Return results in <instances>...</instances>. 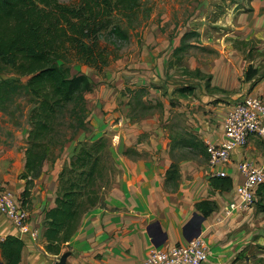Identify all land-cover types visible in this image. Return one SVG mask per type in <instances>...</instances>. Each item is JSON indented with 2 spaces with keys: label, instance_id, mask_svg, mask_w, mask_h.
<instances>
[{
  "label": "crops",
  "instance_id": "obj_1",
  "mask_svg": "<svg viewBox=\"0 0 264 264\" xmlns=\"http://www.w3.org/2000/svg\"><path fill=\"white\" fill-rule=\"evenodd\" d=\"M250 6L251 10L247 13L249 27L246 26L248 19H245L244 15L240 22L246 29L241 27L240 29L247 31L245 38L250 37L251 40L260 42L252 49L253 52H261L264 49V0H251ZM146 44H150V41L147 40ZM237 51L227 52L226 55L230 57L229 60L227 58L228 62L222 57L223 61L227 62L224 66L231 73L236 66L241 70L239 75L235 74L237 77L230 82L231 86L220 85L223 91L232 92L230 94L232 96L229 97V102L233 100L230 106L262 88V85L259 87L255 85L253 91L249 93L251 83L255 82L257 75L264 72V69L263 72L259 71L257 68L259 58L254 57V61L252 60L249 65L253 70L252 78L244 79L243 91L240 93L235 91L237 86L241 87L238 77L243 78L246 73L243 72L246 70L244 65L246 56ZM154 72H160V69L155 68L153 74ZM216 81L223 84L221 79ZM151 90L156 94V90ZM98 94L96 92L94 96L89 93L87 96V98L94 96L97 101L91 116L92 122L88 124L89 135L97 139L105 136V131L113 132L118 138L117 143L120 142L113 150L117 176L105 197V206L95 208L83 216L77 232L61 247L59 255L47 253L46 242L42 236L43 223L45 213L55 208L57 177L61 168L54 166L50 169L44 166L39 180H35L30 189L27 208L30 228L38 230L39 237L31 240L28 235H20L10 221L0 216V237L3 239L9 236L17 237L23 242L19 264H56L64 254H68L65 264H143L152 250L186 244L197 233L209 251L206 264H235L233 261H236L242 252H251L257 246H264V185L259 187L256 193L251 212L224 216L225 208L234 199L236 186L242 182L236 169L239 156H234L230 164L211 167L212 171H207L209 181L206 182V186L203 183L197 185L184 180L177 192H169L165 187L166 173L171 165L170 149L159 127L160 117L141 115L138 124L134 122V125H129L127 124L129 122H126L128 110H125L126 119H120L117 124L115 120L118 119L119 113L112 112V109L116 108L115 105L118 103L115 104L112 92L105 96L102 92L99 101ZM101 107L107 108L110 112L106 115L101 113ZM219 122L220 134L222 117ZM140 134L141 146L138 144ZM206 138L211 142L218 140L212 135ZM256 144L255 139L249 142L245 156L257 166L264 168V153L259 151ZM190 166L184 162L182 168L190 173L194 172ZM24 171V149H20L16 143L11 147H5L0 143V182L21 196L26 187V181L20 179ZM218 173H224V176ZM214 177L231 179V190L222 193L214 191L210 184V179ZM198 179L195 178L193 181ZM207 200L215 203L216 210L205 218L197 211L196 205ZM199 217H203L204 220L200 222ZM238 259H242V254ZM0 264H3V260Z\"/></svg>",
  "mask_w": 264,
  "mask_h": 264
},
{
  "label": "rangeland",
  "instance_id": "obj_2",
  "mask_svg": "<svg viewBox=\"0 0 264 264\" xmlns=\"http://www.w3.org/2000/svg\"><path fill=\"white\" fill-rule=\"evenodd\" d=\"M59 2L74 5L79 0ZM250 2L251 0H140L136 21L133 24L122 21L128 32V41L119 44L117 49L109 45L107 64L101 65L100 69L88 68L74 58H68V62L63 64L71 77L88 78L92 85L89 93H99L98 101L102 92L105 93L104 96L112 92L115 104L118 103L112 109V112L119 113L115 120L117 124L122 118H127L129 125H134V122L138 124L141 117H133L137 114L160 117L159 127L170 149L171 165H175L176 177L166 180L165 188L169 192H177L184 180L197 185L203 183L204 186L209 181L207 171H212V168L208 161L206 143L211 141H207L206 136L212 135L218 139L220 117L223 119L227 107L233 101L229 102L232 92L223 91L220 85L231 86L230 82L237 77L235 74L241 73L237 66L233 73L226 69L224 64L230 59L227 52L238 50L241 55L246 56V70H243L246 73L243 78L238 77L241 87L237 86L235 91H243L244 79L253 72L249 65L254 57L259 58L257 68L263 72L264 49L253 52L252 48L260 42L251 40L250 37L245 38L247 31L240 29L249 27L247 13L251 10ZM244 15L248 19L246 26L240 22ZM147 40L150 41L148 45ZM101 44L104 45L102 42ZM222 57L225 60L228 58L227 62ZM231 61L234 62L233 59ZM221 66L224 67L220 68ZM155 68L160 69V72L153 74ZM214 78L221 79L223 84ZM17 79L19 78L10 69H6L0 73V86ZM254 80L249 93L255 85L259 87L264 83V72ZM18 83L20 86L25 84ZM151 89L156 90V94ZM89 93L85 95L87 128L77 135L70 129H61L62 135L66 133L65 140L63 136L53 139L48 161L43 164V167L50 169L60 166L58 177L62 169L74 159L83 143L105 139L112 153L120 143H117L118 138L113 132L105 131V136L97 139L90 137L88 124L92 122L91 116L97 101L94 99L95 95L87 98ZM0 98V143L5 147L16 143L20 149H24L25 156L30 114L34 105L30 103L29 94L21 88L15 93L0 95ZM107 110L104 107L100 109L105 115L110 112ZM125 110H128L126 118ZM138 141L141 146V134ZM256 146L263 154V145L259 140ZM184 162L193 167L195 174L182 168ZM261 169L264 171L263 167ZM195 178L199 179L193 181ZM12 191L23 199L22 195ZM241 254L240 260L238 258ZM241 254L233 261L235 264H264V246H257L255 250Z\"/></svg>",
  "mask_w": 264,
  "mask_h": 264
},
{
  "label": "trees",
  "instance_id": "obj_3",
  "mask_svg": "<svg viewBox=\"0 0 264 264\" xmlns=\"http://www.w3.org/2000/svg\"><path fill=\"white\" fill-rule=\"evenodd\" d=\"M139 6L140 0H79L74 5L59 0H0V73L10 69L19 78L3 83L0 95L21 88L34 105L25 171L20 177L26 181L22 198L27 208L30 189L48 161L53 139L63 136L65 140L66 133L62 135L61 129L77 135L87 128L85 95L92 85L86 76L71 77L63 64L68 58L88 68L100 69L107 64L109 45L117 49L128 41L122 21L133 24ZM251 78L252 74H247L246 79ZM18 82L25 84L20 86ZM174 169L175 165H170L166 180L176 177ZM116 174L107 140L81 145L59 174L55 208L45 213L42 236L47 253L59 255L61 247L77 232L83 216L104 208ZM210 184L221 193L232 188L229 178L214 177ZM196 209L206 218L216 205L207 200L198 203ZM22 248L21 239L5 238L0 243L3 264H19Z\"/></svg>",
  "mask_w": 264,
  "mask_h": 264
},
{
  "label": "built area",
  "instance_id": "obj_4",
  "mask_svg": "<svg viewBox=\"0 0 264 264\" xmlns=\"http://www.w3.org/2000/svg\"><path fill=\"white\" fill-rule=\"evenodd\" d=\"M253 139L259 140L264 149V83L261 90L244 96L226 110L219 139L206 143L212 168L219 164H230L234 156H239L236 169L242 182L236 186L234 199L224 210L225 217L251 212L256 192L264 185L263 169L245 156L246 148ZM218 175L224 176V173ZM26 208L23 199L0 182V216L10 221L20 235H28L31 240H36L40 233L30 228ZM3 241L0 237V243ZM208 257L206 243L197 237L186 244L154 249L143 264H206Z\"/></svg>",
  "mask_w": 264,
  "mask_h": 264
},
{
  "label": "water",
  "instance_id": "obj_5",
  "mask_svg": "<svg viewBox=\"0 0 264 264\" xmlns=\"http://www.w3.org/2000/svg\"><path fill=\"white\" fill-rule=\"evenodd\" d=\"M203 220H204L203 217H199V221L200 222L203 221ZM192 222L194 223V220ZM198 236H199V233H197L192 239H195ZM67 257H68V254H64L63 256L60 257L59 261L56 264H65Z\"/></svg>",
  "mask_w": 264,
  "mask_h": 264
}]
</instances>
